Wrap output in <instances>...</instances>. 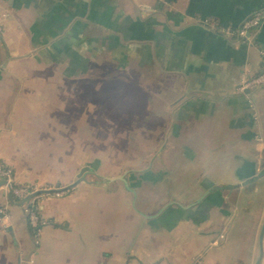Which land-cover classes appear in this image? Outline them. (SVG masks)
Masks as SVG:
<instances>
[{"label":"crops","instance_id":"crops-1","mask_svg":"<svg viewBox=\"0 0 264 264\" xmlns=\"http://www.w3.org/2000/svg\"><path fill=\"white\" fill-rule=\"evenodd\" d=\"M260 12L0 0L2 161L36 190L90 168L38 196L39 233L0 188V264H264V87L239 90L264 72V23L251 43L212 27Z\"/></svg>","mask_w":264,"mask_h":264},{"label":"built area","instance_id":"built-area-1","mask_svg":"<svg viewBox=\"0 0 264 264\" xmlns=\"http://www.w3.org/2000/svg\"><path fill=\"white\" fill-rule=\"evenodd\" d=\"M1 23V22H0ZM264 23V12L256 13L247 20L239 28L231 27H216L212 26L215 30L225 36L232 37L236 36L237 38L246 41L248 43L252 42V35L261 29ZM264 56V55H263ZM258 87L264 86V72L257 77L250 79L247 82H244L242 86H239V90L243 91L248 87ZM6 182L5 185H2L0 188H5L8 191V187L11 188L12 196L19 201H22L27 196L31 195L36 189L30 188L28 186H21L15 182L13 171L2 161L0 157V183ZM38 197L31 199L27 204V216L30 227L37 233H39L44 225L47 224V221L44 220L38 211V203L35 200ZM0 213H3V209L0 206Z\"/></svg>","mask_w":264,"mask_h":264},{"label":"water","instance_id":"water-1","mask_svg":"<svg viewBox=\"0 0 264 264\" xmlns=\"http://www.w3.org/2000/svg\"><path fill=\"white\" fill-rule=\"evenodd\" d=\"M264 86H260L258 88H263ZM90 171V168L85 167L81 173L78 175L76 182H74L72 185L67 186L65 188H43V189H39L37 191H35L34 193H32L31 195L27 196L26 198H24L20 203H17L19 206H23L24 204L28 203L31 199L38 197L40 195H51V194H56V193H60L62 191H67L71 188H74L76 185H78L80 182L85 181L86 177L84 176L86 172ZM108 181H116V180H122L123 182L126 183V180L124 177H118V178H113V179H107ZM6 182H1L0 183V187L2 185H5ZM8 197L9 200L11 202L14 203V200L12 199V192H11V188L8 187Z\"/></svg>","mask_w":264,"mask_h":264},{"label":"rangeland","instance_id":"rangeland-1","mask_svg":"<svg viewBox=\"0 0 264 264\" xmlns=\"http://www.w3.org/2000/svg\"><path fill=\"white\" fill-rule=\"evenodd\" d=\"M97 127H100V126H95V128H97ZM87 143L89 144V148H90L92 146L91 144L96 143V142H87ZM92 149H93V151L92 150H89V154H91V153L95 154L94 153L95 152L94 150H96L97 148H93L92 147ZM75 159L78 160V161H86L93 168H98L100 170V162H101L100 156L99 157L98 156H89V157H87V159L82 158V157H78V158H75ZM129 159L130 158H125V157L124 158H121V160H124V161H127ZM132 185H134V182L132 183Z\"/></svg>","mask_w":264,"mask_h":264}]
</instances>
